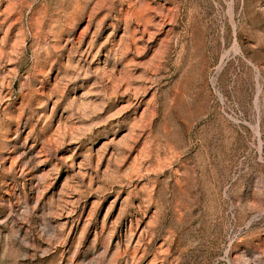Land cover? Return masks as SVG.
I'll return each mask as SVG.
<instances>
[{"label": "rangeland", "instance_id": "374dc122", "mask_svg": "<svg viewBox=\"0 0 264 264\" xmlns=\"http://www.w3.org/2000/svg\"><path fill=\"white\" fill-rule=\"evenodd\" d=\"M0 264H264V0H0Z\"/></svg>", "mask_w": 264, "mask_h": 264}]
</instances>
